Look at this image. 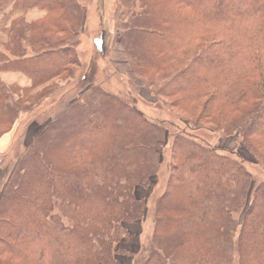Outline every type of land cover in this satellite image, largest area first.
Instances as JSON below:
<instances>
[{"label":"trees","instance_id":"obj_1","mask_svg":"<svg viewBox=\"0 0 264 264\" xmlns=\"http://www.w3.org/2000/svg\"><path fill=\"white\" fill-rule=\"evenodd\" d=\"M146 1L147 16L132 37L142 65L177 70L193 52L170 90L182 94L178 106L198 122L232 117L224 128L239 122L233 130L257 138L264 157V0ZM9 2L47 15L13 29L15 42L27 29L39 40L26 41L40 49L0 53V72H23L33 88L71 75L74 46L53 36L69 31L78 1L0 0V8ZM94 90L100 103L67 107L13 169L0 200V264H121L119 246L142 213L136 190L151 177L144 172L154 132L145 126L154 125L118 96ZM8 116L0 102V122ZM90 132L95 142L72 146ZM173 159L169 189L156 207L161 245L143 264H233L238 227L239 264H264V184L247 204L252 177L245 167L186 136L177 138ZM56 206L72 226L53 213ZM240 211L241 223L233 216Z\"/></svg>","mask_w":264,"mask_h":264},{"label":"rangeland","instance_id":"obj_2","mask_svg":"<svg viewBox=\"0 0 264 264\" xmlns=\"http://www.w3.org/2000/svg\"><path fill=\"white\" fill-rule=\"evenodd\" d=\"M77 1L80 10L69 26V31L53 36V42L57 44L61 42L60 44L69 43L74 46L78 61L72 67L71 75L39 83L33 88V80L23 72H0V88L4 94L0 102L9 113L8 118L0 122V137L5 133L12 135L10 146L3 155L0 154V200L18 161L33 147L40 134L55 119L62 117L61 114L67 107L73 103L91 106H95L96 102L100 103L102 100L97 97L95 88L116 95L137 108L143 119L154 125L145 126L154 132L149 155H146L149 168L144 172L151 177L146 187L136 190L137 198L142 204V213L138 220L128 225V234L119 246L117 256L121 264H143L161 245L155 234L158 217L156 207L169 189V178L176 162L173 153L178 137L186 136L238 160L252 177L247 204L251 202L256 187L264 184L263 153L257 138L247 139L240 129L233 130L240 125L239 122L234 123L231 131L224 128L225 125H231L232 117H227L221 124L212 123L210 119L198 122L178 106L176 100L182 94L171 95L170 90L178 77L177 73L191 64L193 52L176 64L177 70L168 67L165 71H159L155 67L148 69L142 65L144 54L134 45L133 39L136 43L139 42L138 39L132 37L136 30L134 26L139 25L142 17L147 16L146 0ZM224 4L227 5L228 2ZM13 6L14 3L9 2L0 8V53L10 56L22 47L28 55L35 54L40 49L39 46H33V49L26 40L31 39L36 43L39 39L24 29L23 37L20 36V41L15 42L12 38L15 33L13 29L19 25L22 29L26 23L44 19L47 12L37 7L25 9L19 6L14 9ZM249 6L243 5L242 8ZM36 9L45 14L40 18H32L31 13ZM71 31L73 32L70 33ZM8 72L25 76L29 79V84L6 81L4 73ZM182 85L177 83V86ZM83 100L85 101L81 102ZM255 126L260 127L261 121ZM97 139L98 136L90 132L87 133L86 140L77 141L72 146L85 141L95 142ZM243 211L233 215L239 223ZM53 213L60 214L65 225L72 226L73 222L62 214L58 206ZM239 230L240 227L234 236L236 246L233 264H239Z\"/></svg>","mask_w":264,"mask_h":264},{"label":"crops","instance_id":"obj_3","mask_svg":"<svg viewBox=\"0 0 264 264\" xmlns=\"http://www.w3.org/2000/svg\"><path fill=\"white\" fill-rule=\"evenodd\" d=\"M33 16L32 18H40L42 17L45 12L40 11V10H34L31 13ZM25 76L18 74V73H4V79L10 82H16V83H23L28 85L29 84V79L28 78H24ZM11 134L10 133H5L0 137V154H4L6 152V150L8 149V147L10 146L11 143Z\"/></svg>","mask_w":264,"mask_h":264}]
</instances>
